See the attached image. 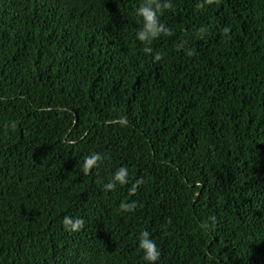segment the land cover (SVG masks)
<instances>
[{
    "label": "trees",
    "instance_id": "obj_1",
    "mask_svg": "<svg viewBox=\"0 0 264 264\" xmlns=\"http://www.w3.org/2000/svg\"><path fill=\"white\" fill-rule=\"evenodd\" d=\"M143 2L0 0V264H264V0Z\"/></svg>",
    "mask_w": 264,
    "mask_h": 264
},
{
    "label": "clouds",
    "instance_id": "obj_2",
    "mask_svg": "<svg viewBox=\"0 0 264 264\" xmlns=\"http://www.w3.org/2000/svg\"><path fill=\"white\" fill-rule=\"evenodd\" d=\"M214 0H199L197 9H203L206 6H211ZM171 0H144V2L135 9V16L140 20V27L135 33V39L142 46V50L146 55L152 56L153 63L159 62L163 58L161 52H154L153 42L161 37L170 36L171 31L161 21V17L165 11L171 8ZM228 31L227 28L224 29ZM201 38L206 34L205 28L198 30ZM183 48V45H179ZM188 55H192L191 50H188ZM102 156L100 153H93L84 159L83 171L85 174H89L94 168H96L101 161ZM128 169L124 166L119 167L113 174L111 180L104 185V191L110 192L114 190L118 185L124 186L128 184ZM136 186H132L129 191L135 193ZM135 202H121L119 209L122 213H132L136 208ZM62 224L69 232L79 231L84 221L79 218H73L71 216H65ZM207 228V225H204ZM138 249L142 253V261L144 264H157L161 257V250L158 247L156 240L152 237L151 233L147 230L141 231L138 237Z\"/></svg>",
    "mask_w": 264,
    "mask_h": 264
}]
</instances>
